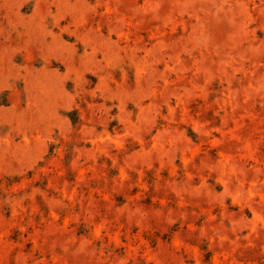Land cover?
I'll list each match as a JSON object with an SVG mask.
<instances>
[{
	"label": "rangeland",
	"instance_id": "374dc122",
	"mask_svg": "<svg viewBox=\"0 0 264 264\" xmlns=\"http://www.w3.org/2000/svg\"><path fill=\"white\" fill-rule=\"evenodd\" d=\"M0 264H264V0H0Z\"/></svg>",
	"mask_w": 264,
	"mask_h": 264
}]
</instances>
